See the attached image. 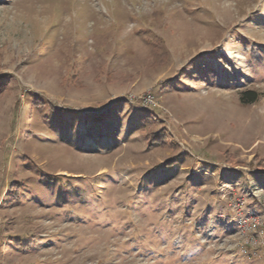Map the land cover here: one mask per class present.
<instances>
[{
  "label": "rangeland",
  "instance_id": "1",
  "mask_svg": "<svg viewBox=\"0 0 264 264\" xmlns=\"http://www.w3.org/2000/svg\"><path fill=\"white\" fill-rule=\"evenodd\" d=\"M0 81V264H264V0H0Z\"/></svg>",
  "mask_w": 264,
  "mask_h": 264
},
{
  "label": "trees",
  "instance_id": "2",
  "mask_svg": "<svg viewBox=\"0 0 264 264\" xmlns=\"http://www.w3.org/2000/svg\"><path fill=\"white\" fill-rule=\"evenodd\" d=\"M4 86H5L4 82L0 81V92L4 90ZM250 95L254 96V94H251V93L247 94V96H250ZM255 101H256V98H252L251 102H255Z\"/></svg>",
  "mask_w": 264,
  "mask_h": 264
}]
</instances>
